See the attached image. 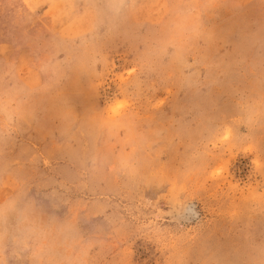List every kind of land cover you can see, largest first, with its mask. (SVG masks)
Listing matches in <instances>:
<instances>
[{
  "label": "rangeland",
  "instance_id": "rangeland-1",
  "mask_svg": "<svg viewBox=\"0 0 264 264\" xmlns=\"http://www.w3.org/2000/svg\"><path fill=\"white\" fill-rule=\"evenodd\" d=\"M0 264H264V0H0Z\"/></svg>",
  "mask_w": 264,
  "mask_h": 264
}]
</instances>
